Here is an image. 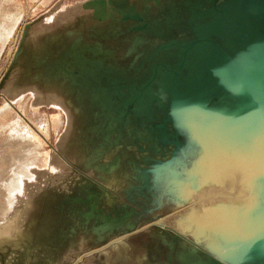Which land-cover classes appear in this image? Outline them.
Here are the masks:
<instances>
[{
    "label": "rangeland",
    "instance_id": "obj_1",
    "mask_svg": "<svg viewBox=\"0 0 264 264\" xmlns=\"http://www.w3.org/2000/svg\"><path fill=\"white\" fill-rule=\"evenodd\" d=\"M189 1L0 0V27L7 29L0 32V109L12 103L31 127L47 124L46 132L38 130L45 165H30V175L13 192L16 198L6 200V210L2 206L0 236L8 237L0 240V264H223L219 257L229 264H264V245L258 243L264 225L255 213L264 207V145L238 162L241 171L259 164L240 204L207 219L199 193L190 187L199 170L194 167L206 154L201 141L211 139L234 96L200 112L196 141L192 130L171 125L159 137L152 124L156 115L135 140L138 130L122 119L127 86L149 77L151 65L160 61L157 47L187 37L185 16L171 30L165 21H178ZM194 4L192 11L209 3ZM155 21L161 33L142 27ZM195 59L187 66L193 71ZM78 86L86 88L81 96ZM146 99L137 98L136 106ZM10 114L2 122L11 123L17 114ZM215 117L223 118L206 130V121ZM14 143L6 132L0 135V174L11 163ZM237 158L234 151L225 156L226 168ZM238 178L228 191L237 188ZM228 212L240 219L232 221ZM121 239L123 244L114 243ZM192 243L203 252L194 253Z\"/></svg>",
    "mask_w": 264,
    "mask_h": 264
},
{
    "label": "water",
    "instance_id": "obj_2",
    "mask_svg": "<svg viewBox=\"0 0 264 264\" xmlns=\"http://www.w3.org/2000/svg\"><path fill=\"white\" fill-rule=\"evenodd\" d=\"M197 2L200 0L190 3L189 13L186 12L187 3L181 5L178 21L169 20V16H166L165 23L170 30L179 27L181 18L185 16L182 27L185 28L187 37L180 42L171 37L157 47L154 55L160 61L151 65L149 77L144 78L138 87L127 86L122 119L125 118L131 128L138 130L137 133H132L136 136L135 140L143 136L140 135V128H145L146 120L156 115L152 124L159 132V137L171 125L176 129L192 130L189 133L193 134L192 138L196 141L203 123L200 112L210 108L213 103L229 98L228 95L231 94L234 96L232 107L224 113L227 123L239 122L237 117L242 116L243 111H249V115L239 122L243 127L238 138L228 148L229 151L224 153L227 156L236 152L238 158L229 163L238 165V162L245 161L246 155L254 147L264 145V0H207L208 5L199 4L197 10L192 11ZM237 13L251 25L241 27ZM209 16L211 20L208 19ZM137 17L139 21L143 19ZM156 23L155 21L152 27L148 23L142 27L145 30L150 28L153 34L161 33V23ZM197 23L200 25L197 26ZM223 35L226 39L224 47ZM233 41L237 48L236 55L232 54L230 46ZM194 56L196 59L193 71L189 67ZM165 74L162 79L161 76ZM94 82L92 81L91 86L95 88V93H101ZM143 95L147 99L137 107L136 100ZM156 110L161 112L160 116ZM129 112L130 115H126ZM138 149L142 151L141 143L138 144ZM240 165L238 170L232 166L234 176L225 173V183L234 181L239 175L254 172L259 164L249 173L241 171ZM226 170L229 171L228 168ZM228 213L232 221L240 219L235 213ZM255 213L259 222L264 225V207L256 208ZM259 238L258 243L262 247L264 236Z\"/></svg>",
    "mask_w": 264,
    "mask_h": 264
},
{
    "label": "bare ground",
    "instance_id": "obj_3",
    "mask_svg": "<svg viewBox=\"0 0 264 264\" xmlns=\"http://www.w3.org/2000/svg\"><path fill=\"white\" fill-rule=\"evenodd\" d=\"M1 23L3 24L5 22H1ZM242 23H243L242 26H245V27H248L249 25H251V23L246 21L244 18L242 19ZM0 29H1L0 32H2L6 28L4 26L3 28L0 27ZM6 31H7V29H6ZM230 46L232 48V51H234V54L236 55V53H237L236 46H234V45H230ZM72 86L74 87V85H72ZM78 88H79V86H78ZM78 88H76V90H77L79 96H81L82 95L81 90L86 89V88H83V89L82 88L78 89ZM89 90L92 91L91 89H89ZM89 90H87V91H89ZM87 91H85V92L87 93ZM83 92H84V90H83ZM89 93L92 94V92H88V94L85 96L90 95ZM81 99H83V98H81ZM223 100H225V99H223ZM223 100H220V101H223ZM13 109L15 110V113L18 116L16 115L15 118L13 119V121H11V123H9V124H8V122H2L1 116L7 115L5 118H8L9 115H13V114H10ZM242 114H243L242 116L237 117L239 122L243 121V118H245V117H247V115H249V111L245 110L242 112ZM222 118L223 117H221V118L215 117L213 119L206 121V124H205L207 126L206 130L210 129V131H211L212 128L214 127V121L215 122L219 121ZM239 122L237 121L236 123L235 122L227 123V121L225 119H223L222 121H220L219 124L215 125L216 126V127H214L215 131L213 133V136L211 137L212 140L211 139L208 140V141H211L210 147L208 146V143H209L208 141L206 143L204 142V140H207V139H205V137L203 138V136L201 137L204 139V140L202 139L201 144H203V145L206 144L204 146L206 149V154L203 156V158H201L196 163L193 172L197 171V169H199V170L197 172V175H195L193 178H191V179H193L192 180L193 183H192V186H190V185L189 186L193 187V188H191L192 189L191 191L194 190V191H196V193H199L198 194L199 197L197 196L199 198V201L201 202L199 205H201L202 210H203L202 214L205 215L206 218L209 216V214L210 215L213 214L212 216H214V215L216 216L217 214L220 213L219 211H222L224 209L227 210L229 208H232L233 206H236L237 204H240L239 202L243 200L242 192L245 189L247 183H250V181L253 179V177L255 178V175H252L249 172L252 171V169H254V167H256L255 165L257 164V162H251V163L247 164L246 167L243 169V172L246 171L249 174H247V175L244 174V175L239 176V181H238L239 183L237 185V188H235L232 192L228 191V189H229L228 186H230L233 181L230 183H228V182L225 183V180H224V179H226V177L224 176L226 172L230 173L232 176H234V174H235V173L233 174L232 171L229 172L230 170L234 169L233 168L234 163H233V165L230 164V166H233V167H230L229 171L226 170L227 165H225V154L224 153L229 151L228 148L229 149L231 148L233 142L236 141V139L238 138V135L242 131L243 126ZM46 125L47 124L44 121L41 124H37V128L31 127L29 121L26 120L25 115H23V113L19 109H17L12 103L9 104L7 102L6 105L4 104V106L1 107V109H0V135H3V133L6 132L7 138H9V139L12 138L15 141H17V143L12 144V147L15 149H14V151L10 152V157H11L10 158L11 159L10 165L7 167L4 174L3 173L0 174V193H1V197L3 199V202H0V215L5 214V211L3 210L4 208H2V206L5 207V210L7 209V201L6 200L9 199V197H11V198L15 197L13 192H15L16 188H18L19 186H21L22 183H24L23 177H25V176L28 177L30 175V173H29L31 171L30 165H34V164H41L42 166L45 165V163H46L45 162V156L43 154H39V152H38L39 149H41L40 147H42L41 141H40L39 136H38L40 134L38 130L40 129L41 131L46 132L47 129L44 131V129H45L44 126H46ZM4 128H6V129H4ZM31 130H33L35 132V134H33ZM209 134L212 135V133H209ZM217 141H218V143L215 144ZM21 142H23V144L24 143H26V144L23 145V144H21ZM202 142H204V143H202ZM212 157H214V158L217 157V159L213 160L214 161L213 162ZM218 158H220V159L218 160ZM262 165H264V164L262 163ZM257 171H259V170H257ZM206 172H208V173H206ZM205 173H206V175H205ZM191 179H189V181ZM253 183L254 182H252V184ZM262 186H264V183H262ZM191 191H190V193H191ZM201 195H205V197H202ZM192 198H196V197L192 196ZM192 198H191V200H194ZM199 205H198V208H199ZM10 221H13V220L10 219ZM9 229H11V227ZM9 229L3 230V232H7ZM0 232H2V231H0ZM134 232L135 231H132L131 233H134ZM0 235H1V233H0ZM5 237H8V236H6V235L0 236V240L3 241L4 240L3 238H5ZM5 240H7V238ZM114 243L123 244V240L121 239V240L114 242ZM114 243H112V244H114ZM191 248H192L194 253H196L198 250L203 252L198 247V244L192 243ZM212 257L215 258L214 255ZM219 258H215V259L217 261L223 263V264H229V263L223 261L221 258L220 259Z\"/></svg>",
    "mask_w": 264,
    "mask_h": 264
}]
</instances>
